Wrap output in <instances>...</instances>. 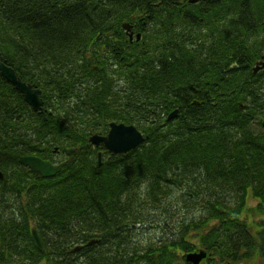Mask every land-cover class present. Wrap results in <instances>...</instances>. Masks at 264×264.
I'll return each instance as SVG.
<instances>
[{
  "label": "trees",
  "instance_id": "1",
  "mask_svg": "<svg viewBox=\"0 0 264 264\" xmlns=\"http://www.w3.org/2000/svg\"><path fill=\"white\" fill-rule=\"evenodd\" d=\"M263 48L264 0H0L3 61L45 111L0 75V264H176L193 235L224 264L264 260ZM113 121L145 141L99 164L89 136ZM71 148L51 178L19 163ZM180 203L168 239L133 244Z\"/></svg>",
  "mask_w": 264,
  "mask_h": 264
},
{
  "label": "water",
  "instance_id": "2",
  "mask_svg": "<svg viewBox=\"0 0 264 264\" xmlns=\"http://www.w3.org/2000/svg\"><path fill=\"white\" fill-rule=\"evenodd\" d=\"M199 0H190V3H197ZM122 28L125 30L126 34L129 36L130 40H133L132 26L128 23H124ZM141 34L136 35V39L139 41ZM264 69V62L257 61L253 67V73L256 74L258 71ZM0 75L11 84L20 94H22L24 101L31 107L35 112H39L45 116L44 102L41 99V90L32 85L23 82L16 74L15 70L8 66L4 61L0 52ZM178 111L173 110L168 119H174L177 116ZM91 144L99 147L101 143L107 151L114 154H125L138 148L144 143L145 137L134 125H125L124 123L111 122L109 124V131L106 135H93L89 138ZM74 149L68 151L69 154L74 153ZM20 163L27 166L32 172L40 174L44 178H51L57 175L62 166L53 165L50 162L44 161L35 156H25L20 159ZM3 175L0 172V179ZM32 237L38 250L43 251L44 247L40 240V237L36 230H32ZM206 257L205 251H200L198 253H189L187 255V260L193 264H199Z\"/></svg>",
  "mask_w": 264,
  "mask_h": 264
},
{
  "label": "rangeland",
  "instance_id": "3",
  "mask_svg": "<svg viewBox=\"0 0 264 264\" xmlns=\"http://www.w3.org/2000/svg\"><path fill=\"white\" fill-rule=\"evenodd\" d=\"M257 203H258V201L255 200V199H253L251 196L247 200V206L248 207H255L257 205ZM181 205L182 204L180 203V206H178L179 207V213L177 215H175L173 219H171V220L170 219H167V220L171 221L170 222L171 223V226H166V227L162 228L160 226H157L155 224H152L149 229L139 228V230L137 232L138 235L135 238V241H134L133 244L138 245V247L140 249H143L144 247H148L152 243H155V242H159L161 240L168 239L169 238V235H171V230L174 229V231H175V230H177V228H179L178 227L179 224H177V222H176V216H180L183 213V210L181 208L183 205L182 206ZM187 214L188 213L186 212L185 216H187ZM262 218H264V217H262ZM161 219H162L161 222H163V220L165 219L163 217V215H162ZM155 221L160 222L158 220V218H156ZM147 227H149V226H147ZM195 237H196L195 235H193V236L190 237V241L194 244L195 248L196 249L203 248L202 245H201V243L199 242V240L197 238H195ZM136 250H137V248H136ZM183 255H184V253H179L178 260L176 261V263H180V260L182 259ZM208 258H211V260H208L206 262H203L202 264H224L222 262H219L217 259L216 260L213 259L211 255L208 256ZM42 264H45V263H42ZM241 264H243V263H241ZM256 264H264V260L259 259L256 262Z\"/></svg>",
  "mask_w": 264,
  "mask_h": 264
},
{
  "label": "bare ground",
  "instance_id": "4",
  "mask_svg": "<svg viewBox=\"0 0 264 264\" xmlns=\"http://www.w3.org/2000/svg\"><path fill=\"white\" fill-rule=\"evenodd\" d=\"M199 3V2H198ZM23 82H25V81H23ZM25 83H27V82H25ZM28 84H31V83H28ZM33 85V84H32ZM34 86H36V85H34ZM37 87V86H36ZM41 90V89H40ZM22 95V94H21ZM93 135H99V136H102L101 134H98V133H94V134H92V135H90L89 136V138L91 137V136H93ZM90 142V141H89ZM91 144V143H90ZM95 149H98V154H97V157H98V162H99V164H101V157H102V153H103V150H101V149H105L106 150V148L104 147V144L103 143H101L100 144V146L99 147H96L95 145H93V144H91ZM71 149H74V148H71ZM70 150V149H69ZM68 150V151H69ZM75 150V149H74ZM68 151H67V156H68V159H64L63 161H59V162H56V163H53V162H51V161H49V160H44V161H47V162H50L51 164H53V165H55V166H57V165H60V164H62V163H65L63 166H62V168L65 166V165H67L71 160H72V156L73 155H75V153H76V150H75V152L74 153H71V154H69L68 153ZM107 151V150H106ZM130 152V151H129ZM23 157H25V156H23ZM36 157V156H35ZM22 158V157H21ZM20 158V159H21ZM39 158V157H38ZM20 159H19V163H20ZM41 159V158H40ZM43 160V159H42ZM21 164V163H20ZM22 166H24L23 164H21ZM24 167H26L31 173H34V172H32L27 166H24ZM62 168H61V170H62ZM61 170H60V172H61ZM0 172L2 173V175H3V177H2V179H0V181H3L4 180V178H5V175H4V172L0 169ZM59 172V173H60ZM58 173V174H59ZM35 174H38V173H35ZM40 175V174H39ZM41 176V175H40ZM56 176V175H55ZM42 177V176H41ZM44 178V177H43Z\"/></svg>",
  "mask_w": 264,
  "mask_h": 264
},
{
  "label": "flooded vegetation",
  "instance_id": "5",
  "mask_svg": "<svg viewBox=\"0 0 264 264\" xmlns=\"http://www.w3.org/2000/svg\"><path fill=\"white\" fill-rule=\"evenodd\" d=\"M261 58L260 59H258V60H256L255 62H254V64L252 65V67H251V72H252V70H253V67H254V65H255V63L257 62V61H263L264 62V48H263V51H262V54H261V56H260ZM262 70H264V69H262ZM262 70H260V71H262ZM260 71H258L256 74H258ZM256 74H254V75H256ZM200 251H205L206 252V257L199 263V264H202L203 262H206V261H208V260H211V258H208V256H210L211 254L210 253H208L204 248H201V249H196L195 248V250H193V251H191V252H186V253H184V255H183V257H182V259L180 260V264H193L192 262H189L188 260H187V255L189 254V253H198V252H200ZM213 259H215V257H212ZM216 260V259H215ZM216 263V262H215ZM176 264H179V263H176ZM228 264H230V263H228Z\"/></svg>",
  "mask_w": 264,
  "mask_h": 264
}]
</instances>
